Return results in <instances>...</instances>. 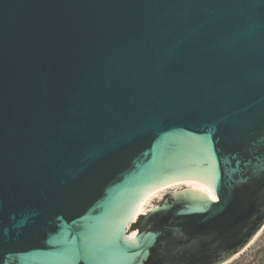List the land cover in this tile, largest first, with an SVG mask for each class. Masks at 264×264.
Instances as JSON below:
<instances>
[{"label": "water", "instance_id": "obj_1", "mask_svg": "<svg viewBox=\"0 0 264 264\" xmlns=\"http://www.w3.org/2000/svg\"><path fill=\"white\" fill-rule=\"evenodd\" d=\"M263 225L264 0H0V264H220Z\"/></svg>", "mask_w": 264, "mask_h": 264}, {"label": "rangeland", "instance_id": "obj_2", "mask_svg": "<svg viewBox=\"0 0 264 264\" xmlns=\"http://www.w3.org/2000/svg\"><path fill=\"white\" fill-rule=\"evenodd\" d=\"M190 191L189 185L183 184L165 189L146 203L145 212L159 206L168 196ZM220 264H264V225L243 249Z\"/></svg>", "mask_w": 264, "mask_h": 264}, {"label": "bare ground", "instance_id": "obj_3", "mask_svg": "<svg viewBox=\"0 0 264 264\" xmlns=\"http://www.w3.org/2000/svg\"><path fill=\"white\" fill-rule=\"evenodd\" d=\"M189 185L191 191H195L198 188V183L196 182H186V181H179V182H169V183H164L163 185L159 186L154 192L151 194L140 198L135 201L134 206L132 208V213L130 215V218L135 219L136 216L142 215L145 212V205L146 203L154 197L157 193L164 191L165 189L171 188L176 185ZM188 187V186H187ZM133 233L129 235L128 238L131 237Z\"/></svg>", "mask_w": 264, "mask_h": 264}, {"label": "trees", "instance_id": "obj_4", "mask_svg": "<svg viewBox=\"0 0 264 264\" xmlns=\"http://www.w3.org/2000/svg\"><path fill=\"white\" fill-rule=\"evenodd\" d=\"M142 219H143V216L140 215L138 219H136V221L131 225V230L138 228L139 225L141 224Z\"/></svg>", "mask_w": 264, "mask_h": 264}, {"label": "flooded vegetation", "instance_id": "obj_5", "mask_svg": "<svg viewBox=\"0 0 264 264\" xmlns=\"http://www.w3.org/2000/svg\"><path fill=\"white\" fill-rule=\"evenodd\" d=\"M170 200H171V197L168 196V197H166V199L164 200V202L170 201ZM204 259H205L204 262H206L205 264H208V262H210L212 258L207 257V258H204Z\"/></svg>", "mask_w": 264, "mask_h": 264}]
</instances>
